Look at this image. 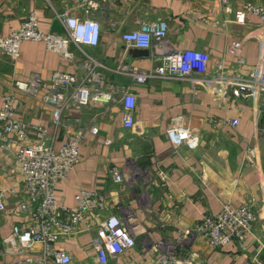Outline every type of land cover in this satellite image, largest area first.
<instances>
[{
    "label": "crops",
    "instance_id": "0c3cea01",
    "mask_svg": "<svg viewBox=\"0 0 264 264\" xmlns=\"http://www.w3.org/2000/svg\"><path fill=\"white\" fill-rule=\"evenodd\" d=\"M94 2L97 8L92 15L101 28L96 46L71 42L73 59L67 60L48 51L42 42L24 41L16 61L0 57V105L2 95L13 94L17 117L46 127L54 146L63 139V130L52 125L51 107L40 99L54 71L75 74L82 81L86 71L81 64L95 63L101 89H115L113 101H90L63 112L66 123L80 132L79 157L55 186L56 202L72 207L76 193L91 190L104 195L109 204L99 218L117 212L119 206L131 215L135 244L108 264H159L158 241H175L203 216L217 212L221 202L246 204L255 217V239H249L245 249L234 242L212 248L192 233L177 248L178 258L186 262L191 257L194 264H237L257 253L259 264H264V95L253 93L223 101L219 92L213 93L198 82L177 78L138 82L120 69L128 65L148 71L169 51L193 48L220 60L225 73L245 76L256 63L264 32L251 14L246 15L244 24L235 23L233 11L244 2L264 5V0ZM84 8L85 4L77 0H0V35L18 27L29 11L36 15L40 30L63 34L65 25L60 15L67 12L84 17ZM154 19L166 21L165 38L141 53L127 54L134 47H125L121 33L140 21ZM233 44L238 47L235 54L229 52ZM215 73L212 62H208L207 76ZM33 74L41 80L34 93L13 87L14 80H27ZM119 86H128L135 94V126L131 128L122 125L121 106L116 100ZM178 116L198 128L200 140L195 149H172L166 128ZM231 118L237 120L236 125L225 122ZM14 149V144L0 147V192L5 204L0 212V264H18L20 256L7 251L3 239L14 224L24 225L29 220L18 207L24 189ZM112 167L122 170L120 182L112 177ZM11 189L14 196L8 194ZM96 222L89 217L82 222L91 226L89 231L56 243V249L70 255V264H98L91 242ZM40 250V243L31 247L32 252Z\"/></svg>",
    "mask_w": 264,
    "mask_h": 264
},
{
    "label": "built area",
    "instance_id": "2783aa9c",
    "mask_svg": "<svg viewBox=\"0 0 264 264\" xmlns=\"http://www.w3.org/2000/svg\"><path fill=\"white\" fill-rule=\"evenodd\" d=\"M85 4L84 17L60 15L64 25L63 34L44 32L38 28L36 15L29 11L18 27L7 35H0V57L7 56L12 62L20 54V45L24 41L42 42L50 52L72 60L69 50L71 42L80 45L96 46L100 38V24L93 17L97 8L94 0H77ZM225 2V0H220ZM251 14L261 23L264 32V5L250 2L242 3L233 11V21L238 24L247 22L246 15ZM167 33V23L163 19L143 20L133 29L121 33L125 47L149 48L152 43L162 41ZM256 63L245 76L230 75L223 71L221 61L210 58L200 49H178L164 54L158 66L144 71L136 67L121 65L122 71L128 72L136 81L148 78H177L208 88L213 93L219 92L223 101L227 97H245L253 93L264 95V33ZM237 44L229 48L235 54ZM212 62L216 73L207 76V63ZM95 63L85 62V76L78 81L75 74L54 71L48 81V90L40 99L51 107V123L62 128L64 137L57 146L52 143L51 134L46 127L29 124L17 117L14 108V96L2 95L0 105V147L9 148L14 144L13 155L20 167V183L24 193L18 203L21 211L26 212L29 220L24 224H14L11 233L3 241L8 250L20 256L18 264H70L67 252L56 249L57 242L87 232L91 226L82 222L93 217L97 222L93 226L92 249L98 264H108L135 244L132 217L124 213L119 206L114 213L99 218L100 213L108 208L104 195L91 190H81L74 195V205L67 207L56 202L54 189L78 162L80 132L66 123L63 112L69 107L87 105L90 101L110 102L114 100L113 91L101 89V76L95 71ZM13 87L20 92L34 93L41 87V80L33 74L27 80H14ZM222 86V87H221ZM221 87V88H220ZM225 87H228L225 89ZM117 103L121 106L122 125L126 128L135 126V94L128 86H119ZM229 125L237 124L236 119L225 121ZM166 136L172 149L184 146L195 149L200 140L198 128L186 123L180 116L171 119L166 128ZM110 173L116 182L123 178L121 169L112 167ZM10 196L15 195L13 189ZM0 192V212L5 210ZM254 214L246 204L221 202L219 210L203 216L192 230H187L173 242L158 241L155 244L159 264H194L191 257L186 262L179 261L177 248L191 234L198 235L212 248H220L229 243H236L245 249L249 239H255L253 230ZM41 244V250L32 252L31 247ZM162 249V250H161ZM254 253L248 259L237 264H259ZM184 260V259H183ZM180 263H179V262Z\"/></svg>",
    "mask_w": 264,
    "mask_h": 264
},
{
    "label": "water",
    "instance_id": "95a60500",
    "mask_svg": "<svg viewBox=\"0 0 264 264\" xmlns=\"http://www.w3.org/2000/svg\"><path fill=\"white\" fill-rule=\"evenodd\" d=\"M146 49L145 48H133V49H129V50H127V54H129L130 53V51H132V52H134V53H137V52H139V53H141L142 51H145Z\"/></svg>",
    "mask_w": 264,
    "mask_h": 264
},
{
    "label": "rangeland",
    "instance_id": "374dc122",
    "mask_svg": "<svg viewBox=\"0 0 264 264\" xmlns=\"http://www.w3.org/2000/svg\"><path fill=\"white\" fill-rule=\"evenodd\" d=\"M134 222V219H132V223Z\"/></svg>",
    "mask_w": 264,
    "mask_h": 264
}]
</instances>
